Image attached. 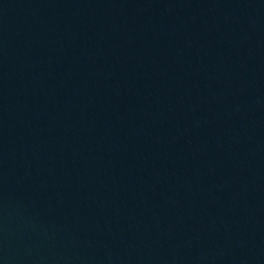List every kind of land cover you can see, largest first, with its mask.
Segmentation results:
<instances>
[{
	"label": "water",
	"instance_id": "water-1",
	"mask_svg": "<svg viewBox=\"0 0 264 264\" xmlns=\"http://www.w3.org/2000/svg\"><path fill=\"white\" fill-rule=\"evenodd\" d=\"M0 264H264V0H0Z\"/></svg>",
	"mask_w": 264,
	"mask_h": 264
}]
</instances>
